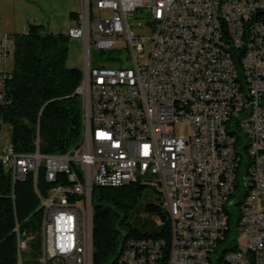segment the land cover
Segmentation results:
<instances>
[{
    "label": "built area",
    "instance_id": "built-area-1",
    "mask_svg": "<svg viewBox=\"0 0 264 264\" xmlns=\"http://www.w3.org/2000/svg\"><path fill=\"white\" fill-rule=\"evenodd\" d=\"M63 33L82 43L77 144L18 152L0 133L11 198L32 176L41 213L36 257L37 234L15 223L17 264L23 250L26 264H93V187L135 181L156 192L168 238H129L115 264H214L225 242L217 264H264V0H81ZM13 46L0 32V60ZM92 48L126 55L92 63Z\"/></svg>",
    "mask_w": 264,
    "mask_h": 264
},
{
    "label": "trees",
    "instance_id": "trees-1",
    "mask_svg": "<svg viewBox=\"0 0 264 264\" xmlns=\"http://www.w3.org/2000/svg\"><path fill=\"white\" fill-rule=\"evenodd\" d=\"M77 14L69 12V18L75 20ZM12 36V68L0 89V129L4 124L10 126L9 140L18 152L34 151L37 137L41 152H65L77 144L81 132V104L74 93L81 71L66 65L69 38L63 32L45 31L40 23H29L26 31ZM241 139L238 136V143ZM241 155L238 176L249 163L245 154ZM37 187L41 193L47 187L41 171ZM149 193L156 195L153 188L139 181L93 187V264H115L121 246L129 238H168L167 214L158 196L152 200ZM242 199L239 195L232 206L229 230L234 228ZM38 205L32 176L16 183L12 199L9 176L0 167V264H17L15 223L20 231L37 234L31 245L34 257L38 255ZM138 214L145 218L141 221ZM156 220L161 223L158 225Z\"/></svg>",
    "mask_w": 264,
    "mask_h": 264
},
{
    "label": "rangeland",
    "instance_id": "rangeland-1",
    "mask_svg": "<svg viewBox=\"0 0 264 264\" xmlns=\"http://www.w3.org/2000/svg\"><path fill=\"white\" fill-rule=\"evenodd\" d=\"M18 4H15V10L17 13V22H18V33H22L26 31V18H35L40 24L43 25L45 31L50 32H59V28H63L68 30V26L70 25L69 12L76 11L79 12L81 9V0H18ZM3 9L0 6V10ZM93 12L96 15L102 14V10L98 8H93ZM1 20V19H0ZM6 19H2L4 22ZM91 60L92 63L96 60V58H107L109 56H124L126 55V51L123 48H117L114 50H105L100 51L96 49H91ZM12 53L9 54L7 60L5 62L1 61L0 65L12 66ZM66 65L68 67L77 68L80 71L83 69V51H82V43L78 39L70 38L68 41V56L66 59ZM177 130L182 128L184 131L187 130L185 125L177 124ZM10 126L4 124L1 126L0 133L3 137H9ZM150 199L154 200L156 195L155 193H149ZM147 199H149L147 197ZM236 213V211H234ZM137 217L142 221L145 218V215L138 214ZM238 237V233L232 230L230 234V240H236ZM231 243L225 242L218 246L216 253L214 254V264H217L218 258L221 256L224 249L229 248ZM30 260L29 254H27L24 250L21 251L20 262L22 264H26V262Z\"/></svg>",
    "mask_w": 264,
    "mask_h": 264
},
{
    "label": "crops",
    "instance_id": "crops-1",
    "mask_svg": "<svg viewBox=\"0 0 264 264\" xmlns=\"http://www.w3.org/2000/svg\"><path fill=\"white\" fill-rule=\"evenodd\" d=\"M18 0H0V6L1 9L0 10V32H6V33H18L16 31H18V22H17V13L15 10V4H18L17 2ZM70 12H76V11H70ZM78 13V12H77ZM6 19L4 22L2 21V19ZM37 20L35 18H26V24L28 25L29 23H38L36 22ZM74 19L70 18V25L68 26L67 29H69L70 27L74 26ZM27 29V27H26ZM59 32H64L65 29L63 28H59ZM57 33V32H55ZM7 60V59H6ZM6 60H1L3 62H5ZM0 61V64L2 63ZM12 66H8V64L6 65V63L3 65H0V70H3L5 72H9L11 70Z\"/></svg>",
    "mask_w": 264,
    "mask_h": 264
}]
</instances>
